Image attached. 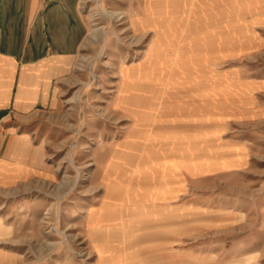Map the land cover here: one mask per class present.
Wrapping results in <instances>:
<instances>
[{"label": "rangeland", "instance_id": "obj_1", "mask_svg": "<svg viewBox=\"0 0 264 264\" xmlns=\"http://www.w3.org/2000/svg\"><path fill=\"white\" fill-rule=\"evenodd\" d=\"M81 7L73 83L36 122L52 179L0 191L2 248L20 264H264V0Z\"/></svg>", "mask_w": 264, "mask_h": 264}, {"label": "crops", "instance_id": "obj_2", "mask_svg": "<svg viewBox=\"0 0 264 264\" xmlns=\"http://www.w3.org/2000/svg\"><path fill=\"white\" fill-rule=\"evenodd\" d=\"M82 0H0V191L51 180L48 144L36 124L63 108L89 26ZM0 264H20L2 248Z\"/></svg>", "mask_w": 264, "mask_h": 264}]
</instances>
